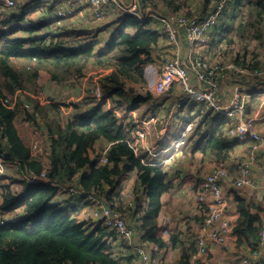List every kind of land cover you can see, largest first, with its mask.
<instances>
[{"label": "trees", "instance_id": "obj_1", "mask_svg": "<svg viewBox=\"0 0 264 264\" xmlns=\"http://www.w3.org/2000/svg\"><path fill=\"white\" fill-rule=\"evenodd\" d=\"M187 1L143 0L142 7H156L162 4L166 8H171L173 12H181ZM243 1L245 9L242 10L233 3V10L230 8L227 12V20L232 21L233 29L234 24L240 19L238 17L247 12L251 16L248 25L259 33L258 25L263 26L264 22V0ZM206 2L207 6L213 3L212 0ZM238 3L240 4V1ZM239 9L242 11L236 15V10ZM230 29L231 27L228 28ZM25 30L30 33L33 31ZM240 30L244 35V30ZM19 32V27H12L0 35V71L11 79L13 85L11 99H7L0 88V154L5 156L6 162L18 164L36 175L45 172L56 185L50 183L28 185L25 180L15 179L14 183L22 182L23 185V191L15 193L10 185L3 186L0 213L10 216L13 215V209L21 207L25 209L27 219L15 224L13 222L0 224V264H123L121 260L127 257L123 255L125 251L117 254V248L123 245L113 246L105 239H113L115 232L106 227H94L80 221L78 217L82 214L80 208L74 209L75 213L72 214L67 213L65 207H58L54 203L57 189L60 185H79L86 191L103 196L111 203L114 201L111 193L117 188L123 169H134L137 177L136 190L145 193L146 204L144 205L142 201L140 203L142 206L136 208L148 206L147 213L142 219L149 235L154 238L151 234L161 208V196L166 190L165 179L169 167L154 163L144 154L135 156L130 142L133 140L131 131L137 124L134 119L128 125L120 124L113 108L105 110L98 105L88 114L78 112L77 109V113L73 115H63L61 103L50 101L45 107L46 105L41 106L32 96L25 95L23 100L31 101L34 106V112H30L29 118L25 121L32 124L44 121L37 116L41 114V117L43 115L47 117L51 113L50 108H54L58 115L61 114L56 119L45 121L47 133L44 138L50 143L45 164L40 158L42 155L36 154L20 135L17 127L18 110L9 105L13 103L12 98L18 92L30 87L36 91L41 71L49 72L51 78L58 81L76 67L74 73L80 78L85 76L86 66L92 61L97 68L107 71L109 70L106 68H111L102 79L105 102L113 98L116 107H124L127 110L124 98L130 91H135V87H130V84H146L145 67L151 64L152 52L160 41V35L146 22L139 21L134 16H130L118 33L109 40L107 50H96L91 42L82 44L85 37L74 32L64 31L50 37L29 38L19 36ZM224 36L225 32L216 38L223 42ZM229 40L232 44L233 39ZM212 44L213 39L211 46ZM213 57L210 58L214 59ZM246 57L240 60V64L257 70L259 62L254 63L253 58ZM12 59L26 61L27 65L21 73L14 71L13 67L7 64ZM136 95L144 98L143 95ZM15 105L20 106L21 102ZM22 112L25 113V110H20L21 114ZM220 118L221 123L210 137L193 152L210 151L217 158L225 159L238 145V141H231L228 137V119L224 116ZM213 121L212 115L208 113L200 120V126L211 124ZM103 140L110 144L107 163L101 161L100 154L95 157L91 153L96 143ZM64 194L68 195L63 192L62 197ZM234 198L239 214L234 228L236 245L245 247L244 249H253L263 229L260 212L264 211V207L261 202H250L238 192H235ZM194 219L201 223L204 216L196 215ZM177 235L175 239L189 245L192 243L187 241L188 236L185 233ZM193 244L195 245V242ZM196 251L195 246L191 253L183 258L181 264H187ZM126 259L129 263L134 262L132 255Z\"/></svg>", "mask_w": 264, "mask_h": 264}, {"label": "built area", "instance_id": "obj_2", "mask_svg": "<svg viewBox=\"0 0 264 264\" xmlns=\"http://www.w3.org/2000/svg\"><path fill=\"white\" fill-rule=\"evenodd\" d=\"M26 1L28 0H0V22H2V19L5 20V11H9L15 8L18 3ZM73 1L76 4L78 3L90 9L94 19L97 21L103 20L109 10L114 7L125 13L122 19L123 23L126 22L130 16L136 17L139 21L146 22L149 27H151V23L154 20L162 23L169 41L168 43L175 45L177 51L174 52L172 57L166 54L162 55L163 61L159 68H157L154 63L148 64L145 67L146 89L148 93L152 92L155 98L162 99V96L170 91L174 85L181 84L185 96L180 106L181 104L189 105V103L198 105L209 104L217 113L222 116H227L228 119L232 121V124L228 128L231 139L238 140L241 144L244 141H248L250 138L258 141V143L261 141V136L257 133L255 124V122L259 121L258 115L260 113L255 112L256 114L253 113L255 114L254 116L253 114L249 115L246 106L248 99L253 96L248 88L250 80L247 79L248 81H246L245 85H237L234 89V92L237 93L234 99L232 98L229 103L222 104L221 99L215 96V88L219 85V78L226 68L222 69V65L218 64L214 59H211L212 56H214V51L210 53L211 58L203 55L208 51L207 48H210L211 39L218 25L231 8L230 5L226 4L227 0H215L210 5L206 16H201L199 14H196L197 16H188L187 14L179 12H170L168 16L152 12L144 13L143 10L145 8L142 7V0ZM45 3L53 7L50 14L51 23L61 25L62 21L77 15V9L63 7L58 0H45ZM30 5L33 6L34 2L30 3ZM181 36L188 42V58L186 59H183L180 55ZM229 66L236 67L235 64H229ZM238 67L245 66L239 65ZM262 68H264V65ZM191 69L199 80L198 87L192 84ZM248 71L251 73L249 69ZM254 75H256L255 77L258 79H263L264 77V73L261 71L259 73L258 70H255ZM254 81L256 80H252L251 82ZM95 91L92 97H98L97 100H102L100 96L104 95H102L100 88H96ZM243 91H246L247 95H243ZM159 107L160 106L155 109ZM115 110L116 109H114V113L119 123L127 125L124 118L130 115L128 109H124L122 114L116 113ZM234 120H238L235 125L233 123ZM191 129L192 124H188L184 131L185 134L176 140L177 142L174 146L167 149L160 148L154 150L151 153L150 160L158 165L169 166L168 164H171L174 155L185 144L183 140ZM133 132V140L130 142V146L135 156L138 157L144 154V147L140 144L144 133L143 130H137L135 133ZM37 146L38 145L35 144L34 148H37ZM109 148L110 145L106 146L99 153L103 163L108 162L107 154ZM257 148V145H253L251 151H256ZM252 161H254L253 156H251L249 160H241L237 163L236 167L231 169L232 171L226 166L216 167L202 182L198 194V207H200V212L203 211L207 213L203 221L199 224L197 234H195L197 251L187 264H210L208 260V256L210 255L209 241L219 246H224L229 239L236 238L234 223L228 208L229 194L224 190L222 182L230 178L232 173H236L242 175V178L237 181L234 180L232 182L233 187H253L255 182L251 179L252 167L249 168L250 162ZM2 162H6L5 156L0 154V163ZM26 170L28 171V179L26 180L28 185H39L51 182L45 172L36 175L30 170ZM51 183L56 185L53 182ZM58 190L62 191L60 193L61 197L63 192L68 193L65 203L60 204V208L65 207L68 213H73L74 209H77V205L80 204L79 199H84L85 201L83 203H85L88 208L83 212H86L87 215L85 219L79 220L85 222L90 218L94 226L106 227L114 231L115 237L113 239H105L112 244L116 241L117 245L113 244V246L123 245L122 248L119 249V252L125 251L127 247L133 249L132 256L134 257V263L165 264V260L157 255L154 248H146L144 245H139L135 242V228L127 215L117 208L118 204L115 198L114 201L108 203L105 199L98 197L96 193L84 192V189L74 184L68 186L60 185ZM68 198L69 200H67ZM69 206H74V208L72 209ZM69 210L71 211L69 212ZM7 220V218L3 219L0 217L1 223H6ZM182 230V227L181 229L179 228L178 232H181L177 234H187L189 231L191 232L189 227H187V231L185 232H182ZM237 258L240 264L264 263V226L256 247L240 252Z\"/></svg>", "mask_w": 264, "mask_h": 264}, {"label": "rangeland", "instance_id": "obj_3", "mask_svg": "<svg viewBox=\"0 0 264 264\" xmlns=\"http://www.w3.org/2000/svg\"><path fill=\"white\" fill-rule=\"evenodd\" d=\"M181 2H186L187 0H179ZM192 1V5H196L199 8V3L205 0H191ZM213 2L215 0H212ZM240 1V4L237 2ZM243 0H227L226 4L231 6V9L233 10L232 6L233 3H236V5L240 8H242V10H244V5L242 4ZM143 2V0H142ZM244 2V1H243ZM78 4V3H77ZM79 5V4H78ZM81 6V5H80ZM159 9H158V8ZM168 12V13H163L162 11ZM241 9L236 10V15L242 11ZM238 11V12H237ZM144 13L147 12H152L155 14H160V15H167L171 11H166V9L163 7V5H158L156 7H146L143 10ZM179 13L182 14H186L185 11H181ZM227 15V13L225 14V16ZM249 17L250 14L245 12L243 14L240 15V18L238 20L237 26L240 29H246L244 30L245 35L250 33L253 34L254 37H250L249 35L247 36L248 39L253 40L254 45L249 47V52L250 51H255V52H259L260 54L255 56L253 58L254 63L259 62L258 68H256L258 70V72L260 73V71L262 73H264V68H262V66L264 65V43L261 44V41H264V34L263 31L264 29L262 28L263 26L258 25L260 34H261V38L256 37L255 35L258 33L253 27H251L250 25H248L249 23H247L249 21ZM19 22V23H18ZM21 22H24V24H20ZM243 27H241V26ZM246 25V26H244ZM257 26V25H256ZM12 27H19L20 28V32H19V36L24 37V38H29L30 36H33L34 34L27 32L25 29H32L34 26L32 24V22H30V19L25 18L24 21H18V20H5L2 19V22H0V35H2L3 33L9 31ZM257 29V28H256ZM258 30V29H257ZM237 46V40L235 42V44L232 46H228L226 47L222 42L219 45V47L222 49H225L226 53L224 56H221V52L220 50L216 49L214 50V60L222 65V69H225L224 72L221 74V77L219 78V80L222 78L224 80H228L227 78V73L231 72V77L234 80H238L239 77L244 78L245 80L249 79L251 77V79H255L256 75H254L255 70L254 69H250L249 66H245V67H230L229 64H234L233 60H232V51L236 48ZM238 50V49H237ZM236 50V51H237ZM262 53V54H261ZM203 55H206L205 53ZM207 56V55H206ZM209 57V56H207ZM243 57V56H242ZM252 57V56H251ZM249 55V58H251ZM244 60V57L243 59ZM7 64L13 69L14 71H19V73H21L24 69V67L27 65L26 61L24 60H16V59H12L9 60L7 62ZM76 69V67L72 68L71 70H69L68 74L62 76L58 81L53 80L51 78V75L49 72H46L45 70L41 71L40 73V77L37 79L38 83L36 86V91L30 87V89H27L25 91H20L17 93V95H15V97L12 98L13 103H11L9 105V107H12L13 109H17L18 110V117H17V127L19 130L20 135L22 136V138L25 140L26 144L29 145L33 151L37 150L35 153L40 156L41 159H43V162L46 164V152L45 150L47 149L46 146V139L44 138L45 133H47V129H46V122L47 120H52L53 118H57L60 117V115L57 114V111L54 108H50L49 109V113L48 116L46 117V115H43L41 117V114H39V116H37V118H41V120L44 121H40L38 123H34L32 124L31 122H27L25 121V119L29 118V113L34 112V106L32 105V102L27 100V102H25L23 99H25V95H29L30 97L32 96L35 100H38L41 106L46 105L45 107H47V104L50 103V101H55L57 103H61L63 105L62 107V114H71L73 115L74 113H77V109L78 112H88V111H92L95 107H97L98 105L102 108V109H108V108H113L116 109L115 112L122 114L124 112V107H116V103H114V100L112 98L111 99H107V102H105V96H100V98L102 100H97L98 97L93 98L92 95L93 93H95V89L96 88H100L102 95H104L103 90H102V79L103 77L111 70L110 67L106 68L107 70L101 69V68H97L94 66V63L91 61L87 64L86 69H85V76L84 77H80L77 78V75H75L74 70ZM248 69L251 71V73H249ZM220 75V74H219ZM253 77V78H252ZM263 77V76H262ZM264 79V77H263ZM199 81V80H197ZM221 83V82H219ZM218 83V84H219ZM225 83L223 86H220L221 84L217 85V88H215V96L219 97V99H221V103L222 104H226L228 103V100L232 98L234 99L235 95L237 94L236 92H233V88L231 86V84H229L228 82H223ZM192 84H193V80H192ZM134 86L135 87V94L138 95H143V96H148V100L147 103H149L150 98L153 97L154 95L153 93H148L147 89H146V84L144 85V83H139V84H130V87ZM0 88L3 91L4 96L7 99H11V97L13 96L12 93V88L13 85L11 83V79H9L8 77H6V75L0 71ZM94 91V92H93ZM171 91V92H170ZM170 91H168L165 95L162 96L163 98V102L161 104V106L158 109H153L149 112H147L146 114H144L142 117H140V113L135 116L132 117L130 115H127L125 117V122L128 125V123L130 121H132V119L134 118L135 123L137 124L136 127H134L133 129V133H135L137 130H143L144 136L142 137V140L140 142L141 146L144 147L143 148V153L144 155L148 156V158H151V153L158 149L156 147V143L157 141L160 142H167L169 140L173 139V134H171L172 130H175L177 128V125H179L180 121L181 123H185L187 121V118H189L188 120H190V123L187 121V125L188 124H192V128L188 134L185 136L184 138V143L188 140L187 144L183 147L184 149H179L178 152L174 155L173 157V161L171 162V164H168L170 167V165L172 164H176V166L178 165L179 168H183L184 171L186 172L184 176V178L182 179V183L183 185L177 184V187H172L173 189L175 188V196H176V201L179 203V207H176V209L179 211L181 210V214L183 215V220L181 222V227L182 229L185 231H187V227H189L191 229V232L188 234V236H192L191 238H193L194 242H195V234H197L198 232V228H199V222L197 220L194 219V216L200 215V216H205V214L207 212H203V211H199V203H198V192L200 189L201 183L204 181V179L207 177V175L209 173L212 172V170L217 167V166H221V165H217V164H213L212 162H210L208 160L207 155H203L200 152L197 153L194 157H192L193 153V146L196 143V140L198 139V136L200 135V133L202 131H204L207 126H203L202 128H200L197 130L196 127H198L199 125V121L200 119L203 117V113H207L208 111H210V113H212V115H214V109L211 108V106L209 104L205 105V107L202 108H195V106H186V104H181V106L179 108L177 107H173L171 104V99L170 96H175V95H181V93L175 92L176 90L173 88ZM221 93V95H219L218 93ZM246 91H243L242 94L243 95H247ZM172 94V95H171ZM256 96H262L263 98H259L258 102L254 103V106L252 105L253 110L257 112H259L260 114L258 115V120H262L264 119V112L262 111V107L264 106V93L260 94H254L251 98L248 99L247 105L252 103L253 97ZM238 97V96H236ZM20 106H16V103H20ZM25 102V103H24ZM60 104V106H61ZM49 105V104H48ZM259 106V108H257ZM52 107V105H51ZM175 110H174V109ZM194 108V109H193ZM20 110H25V113L22 112V114L20 113ZM27 110V111H26ZM43 111H46V109H43ZM255 113V114H256ZM36 114V113H35ZM57 116H55V115ZM253 114V116L255 115ZM116 116V115H115ZM117 117V116H116ZM228 119L227 116H224ZM184 120V121H183ZM46 121V122H45ZM193 123H192V122ZM229 123L227 124V129L230 127V125L232 124V121H230L228 119ZM234 122V121H233ZM261 124V132L264 134V122L260 121ZM186 125V126H187ZM259 129V130H260ZM263 129V131H262ZM131 132V133H132ZM185 133H182V135H184ZM227 134L228 137L231 139L229 132L227 130ZM181 135V136H182ZM261 136V135H260ZM264 135L261 136V140H263V144H264ZM234 141H238V140H234ZM173 141H171V143H173ZM238 143H240L238 141ZM35 144H37V148L35 147ZM108 146L110 144H108L106 141H101L98 142L97 145L95 146L96 148H94L93 150V154H95L97 151L101 152L102 149H104L105 146ZM241 144V143H240ZM138 145V144H137ZM264 145L261 146V148L263 149ZM242 155H244L246 157V159H250L251 156L254 157V161L250 162V167H256V165H259V167L257 168V177L259 178H264V166H262L261 163L264 164V151H259L256 152L255 151H251V147L250 144L247 145H236L233 149V153L232 156L230 157V159L227 162V166H233L232 164L236 158L241 157ZM190 160V162L187 161ZM206 159V160H205ZM258 160V161H257ZM259 160L261 162H259ZM257 162V164H256ZM187 164L186 170H185V164ZM191 163V164H190ZM184 164V165H183ZM224 164V163H223ZM226 164V163H225ZM224 166V165H223ZM233 167H228L229 169H233ZM236 167V166H235ZM174 171V170H173ZM252 171V170H251ZM28 171L25 168H20L18 166V164H13V163H9V162H2L0 163V205L3 202V197H2V193H3V186L4 185H10L11 189L13 191V193L15 192H20L22 189V182L20 183H14L13 180L15 179H22V180H27L28 179ZM172 175H178L177 172H172ZM135 176L132 178V180L127 183V185L124 186L123 189L120 188V190L118 191V201H117V208L122 212L125 213L127 215V217L130 219L132 218V214L130 212H133L134 209L137 206H140L143 201L144 203V198H145V193H140L136 190L133 189V185H134V180ZM242 178V175H238L236 173H232L230 178L225 179L222 184H223V188L224 190H226V192L229 194V198H228V204L229 207H233L234 202H233V198H234V192L237 191L239 194H241V196H248V198H250L249 196V190H246L245 188H241V189H233V188H228L232 187L233 185V181L234 180H239ZM131 179V178H130ZM134 180V181H133ZM180 181V180H178ZM179 183V182H178ZM188 184V186L185 188L183 187L184 184ZM121 186V184L119 185ZM184 190H187L188 192L186 193ZM59 193H61V190H58ZM84 192H89V191H84ZM172 192V191H171ZM261 192V191H259ZM191 193V202L185 207V203H187V197L186 194ZM171 194V193H170ZM58 195V193H57ZM167 195V194H166ZM255 195H262V194H255ZM139 197V198H138ZM58 200V199H57ZM138 200L140 203H138ZM58 201H62V200H58ZM148 200H146L147 202ZM145 204V203H144ZM142 206V205H141ZM1 207V206H0ZM1 210V209H0ZM174 210V209H173ZM71 210H69L70 212ZM184 211V212H183ZM1 212V211H0ZM21 212V211H20ZM20 212L18 214H20ZM68 213V212H67ZM75 213V212H74ZM72 213V214H74ZM131 214V216H130ZM238 214V211H237ZM86 212H82V214L80 216H78L80 219H85L86 218ZM239 216V214H238ZM77 217V214H76ZM89 218V217H88ZM232 218V215H231ZM233 221V219H232ZM15 223V222H14ZM85 223H88L90 226H94L92 220L89 218L87 221H85ZM234 223V228L236 226V222L233 221ZM262 234V231H261ZM260 234V236H261ZM259 236V238H260ZM192 240V239H190ZM235 244V245H234ZM236 238L234 239H229L228 242L226 243V245H224V247H228L231 248L233 247V249H235V251H237V257L240 254V252L244 251V248H236ZM238 249V250H237ZM116 257V256H114ZM238 259V258H237ZM239 260V259H238ZM129 264H136L132 261H130ZM165 264H174L172 263V261L170 260H166Z\"/></svg>", "mask_w": 264, "mask_h": 264}, {"label": "crops", "instance_id": "obj_4", "mask_svg": "<svg viewBox=\"0 0 264 264\" xmlns=\"http://www.w3.org/2000/svg\"><path fill=\"white\" fill-rule=\"evenodd\" d=\"M58 1L63 7H72V8L77 9V15L75 17L68 18V19L62 21L61 25L50 22V14H51V10H53L52 9L53 7L51 5L45 3V0H28L26 2L18 3L15 8L4 12L5 13V20H18V21L22 20V21H24L25 18L30 19V22H32V24L34 26L32 28L33 31L31 32L34 35L30 36V37H37V36H48V37H50L52 35L61 34L64 31L72 32V33L74 32L77 35H83L85 37V40H83L82 44H85L87 42H89V43L91 42L95 46L96 50H107L109 40L114 35H116L118 33L119 29L122 27V24H123L122 19L124 17L123 15L125 13L119 9L112 7L103 20L97 21L94 19V16L92 15L91 10L88 9L86 6H80V5L76 4L73 0H58ZM32 2H34L33 6L30 5V3H32ZM209 7L210 6H207L206 0L203 2L201 1L199 3V8L196 5L195 6L192 5L191 0H188L186 6L183 7V12L185 11V13H187L188 16H197L196 14H199L201 16H206ZM164 8L166 9V11L172 10L169 7L168 8L164 7ZM162 12L168 13L165 11H162ZM20 24L22 25V24H24V22H21ZM232 25H233L232 21H228L227 16H225V18L218 25V27L215 31V34L212 37V39H213L212 46L210 45V48L209 49L207 48L208 51H206L205 54L210 57V53L213 52L214 50L218 49V50H221V56L225 55V53H226L225 49H222V47L221 48L219 47V45L221 44L222 41H220L219 38H216V36L220 35L221 32L223 34L225 32V36H224L225 38L222 42L225 44V46L227 45L226 41H228L229 39H233V43H232L233 45L235 44V42L237 40V46L232 51V56H233L232 60H233V63L236 66H238V65H241L240 60L243 59V57L247 56L249 58V55H250V57L252 56L251 58H254L255 56L259 55L260 53L255 52V51L249 52V50H248L250 46L254 45L255 41L253 42V40L248 39L247 36L249 35L250 37H254V35L250 34V33L243 35V31L238 29L237 23L234 24L233 29H232ZM262 25H263L262 28L264 29V22L262 23ZM230 27H231V29L228 30V28H230ZM151 29L159 33L160 41H159L158 45L156 46V48L152 52V58L153 59L150 63L156 64L157 68H159V66L162 64V61H163L162 55L166 54V55L172 57L174 52L177 50H176L175 45L168 43L169 41L167 39V35L165 33V28H164V25L162 23H160L157 20H154L151 23ZM263 34H264V31H263ZM255 36L258 38H261L260 32L257 33ZM212 39H211V41H212ZM180 42H181L180 55L183 59H186V58H188V42L186 41V39L183 36L180 37ZM228 43L229 44L227 45V47L232 46V44H230V40L228 41ZM263 43H264V41L263 42L261 41V44H263ZM190 72H191V78L193 80V85L195 87H198L199 81H197L198 79H197L194 71L191 69ZM227 78H228V80H224L221 78L218 81V83L221 82L219 84H221L220 86H223L225 84L223 82L226 81L229 84H231L232 87H234L233 89H235V87L239 84L245 85L246 81L251 79V77L248 80H245L244 78L239 77L238 80H234L231 77V72L227 73ZM252 80H256V81L251 82ZM252 80L249 81V85L247 84L250 93L252 95L257 94V93L263 94L264 93V79H258L256 77L255 79H252ZM173 88L176 90L175 92L180 91L179 93H181V95L170 96L171 104L173 107L175 106V107L179 108L180 103L182 102V100L184 99V96H185L184 89H183V86L181 84H176V85H174ZM233 92H234V90H233ZM218 94L221 95L220 92ZM259 98H263V97L262 96L253 97L252 103L248 104L247 110H248L249 115L256 112L255 110H253L252 105L254 106V103L258 102ZM124 99H125L127 109L130 112V115L132 117L137 116L139 113H140V117H142L144 114L151 111L152 108L155 109L156 107L161 106V104L163 102V98L160 99V98L151 97L149 103H147L148 96H146V97L144 96V98L137 96L134 91H130ZM230 100L231 99L228 100V103L230 102ZM139 103H140V105H137ZM205 105H207V104H205ZM205 105L204 104L198 105L195 103H189V105L186 104V106H195V108H202V107H205ZM257 108H259V106ZM261 109L264 112V106ZM147 110H149V111H147ZM88 113H90V111L83 112V114H88ZM208 113H210V111H208L207 113H203L204 115L200 120H202L206 116V114H208ZM214 113H215L214 115H212V113H210L212 115L214 121L211 124L205 125V126H207V128L204 131H202L200 133V135L198 136V139L196 140V143L193 146V150L195 148H198L201 144H204L205 141L210 137L211 133L216 129L217 125H219L221 123L220 117H223V116L220 115L219 113H217L215 110H214ZM188 119H187V121L190 123V120H188ZM187 121L185 123H183V122L181 123V121H180L179 125H177V128L175 130H172V132H171V134H173L172 140H169L167 142L157 141L156 147L158 149L166 148L168 145L171 144V141L179 139L180 136L182 135V133H184V131L186 129ZM260 121L264 122V119L255 122V124H256L257 133L262 136L264 134L261 132V129H260L261 124H262ZM237 122H238V120H234V122H233L234 125L237 124ZM200 125L201 124L199 121V125H198V127H196L197 130L199 129ZM202 127L203 126H200V128H202ZM262 131H263V129H262ZM188 140H189V138H188ZM230 140L234 141L233 139H230ZM98 142H101V141H98ZM97 143H96V145H97ZM49 144L50 143L47 140L46 141L47 149L45 150L46 153H48V151H49ZM238 144L239 145L250 144V147H252L253 145H257L258 148L255 151L256 154L260 150L264 151V147H263V149L261 148V146L264 145L263 140H261L258 143V141L250 138L248 141H244L242 144H240V143H238ZM105 146H106V144H105ZM94 148H96V147H94ZM181 148L184 149L183 146ZM34 151L36 152L37 150H34ZM199 152H200L199 150H197L196 152H193L194 154L192 155V157H194ZM91 153L93 154V151ZM99 153L100 152L97 151L95 154H93V156L96 157L99 155ZM200 153L203 155L204 154L207 155L208 160L210 162H212L213 164H217V165L222 164L221 166H223V165L225 166V165H227L228 160L232 156L233 151L230 152V154L225 159L217 158V156L210 151L207 153H202V152H200ZM244 159H246V157L244 155H242L241 157L236 158L232 164L235 167L239 161L244 160ZM187 161L190 162V160H188V159H187ZM259 162H261V161L259 160ZM46 163H47V160H46ZM256 164H257V162H256ZM261 164H262V166H264L263 163H261ZM186 167H187V164H185V170H186ZM217 167H220V166H217ZM227 167H233V166L230 165ZM258 167H259V165H256L255 169H254V167L252 168L251 179L255 182V185L253 187H246L245 188L246 190H249L248 194H249L250 198H248V196H244V198H247V200L250 202H261L262 206L264 207V178L257 177L256 173H257ZM214 169L212 170V172L214 171ZM230 171H232V170L230 169ZM172 172L173 173L177 172L178 175L173 176ZM185 173L186 172L184 171V169L179 168V166L178 165L176 166V164L170 165V167L168 169V174H167L166 179H165L166 190L163 193V195L161 196V199H160L161 208H160L159 213L155 219V223H156L155 229L152 231V234H151V235H154V238H152L149 235L148 230L144 227V219H142L147 213L148 206L141 208V209L135 208L133 212H130L132 214V218H130V221H131V224L134 226L135 233H136L135 242L138 243L139 245H141V244L144 245L146 248H154L159 257H161L165 261L168 259V260L172 261V263H174V264H181L184 260L183 258H185L187 255H189L188 253H191L192 249H194L196 246L193 244V242H194L193 239L191 241H189V239H191V237H192V236H188L190 231L186 234V236H188L187 241L192 242L190 245L186 244L184 242H181L178 239H175L178 236L177 233L181 232V231L178 232V230H179V228L181 229V222L183 220V217H182L183 215L181 214V210L178 211L176 209V207H179L178 206L179 203L175 199L176 198L175 188L173 189L172 187L178 188L177 184L183 185L182 179L184 178V176L187 175V174L185 175ZM134 176H135V178H134L135 182L133 185V189L136 190V188H137L136 187V185H137L136 171L132 168H124L122 173H121V176L119 177L120 179H119V184H118L117 188L115 189L114 192L111 193L112 196L118 200V194H119L118 191L120 190V188L123 189L124 186L127 185V183H129ZM178 180H180V181H178ZM120 184H121V186H119ZM187 186H188V184L185 183L183 187L186 188ZM199 186H201V185H199ZM229 186H228V188H233L236 190L241 189V188H235L233 186L232 187H229ZM78 187H79V185H78ZM79 188H81V187H79ZM184 191L186 193L188 192L187 190H184ZM259 191H261V192H259ZM235 192H237V191H235ZM57 193H58V189H57ZM258 193L262 194V195H255ZM198 194H199V192H198ZM97 196L104 199L103 196H100V195H97ZM63 197H61L60 193H59V195H56V197L54 199L55 200L54 203L58 206H60V204H64L65 200H66V195L64 194ZM186 197L188 200H187V203H185V207L191 202V198H192L191 193L186 194ZM57 199L58 200L63 199V200L58 201ZM68 200H69V198H68ZM79 201H80V204L77 205V208H80L81 213H82V211H84L86 208H88V206H84V204H85V203H83L85 201L84 199H79ZM233 202H234L233 207H229V205H228V208H229V212L232 215L233 221L236 222L237 219L239 218V216L237 214L238 210H237V204H236L235 198H233ZM138 203H140V202L138 201ZM144 205H146V204H144ZM20 211L13 212V215L16 216L18 219H27L25 209H21ZM19 212H20V214H18ZM131 214H130V216H131ZM5 216L8 217L9 215H5ZM260 216L262 218V223L264 226V211L260 212ZM94 227H96V226H94ZM182 232H184V230H182ZM183 237H185V236H183ZM113 244L117 245V242L115 241ZM235 247L236 248H242V246H239V245H236ZM121 248L122 247L117 248V250H118L117 254L118 255H119V249H121ZM209 248H210V255L208 256V260H209L210 264H240L239 260L237 259V251H235V249H233V247L228 248V247H224V246H219V245L209 241ZM243 248H245V247H243ZM244 250H247V249H244ZM132 253H133V249H130L127 247L125 249V252L123 255H124V257H125V255H127V257H131ZM127 257H125L121 260L123 264H129V261L126 259Z\"/></svg>", "mask_w": 264, "mask_h": 264}, {"label": "clouds", "instance_id": "obj_5", "mask_svg": "<svg viewBox=\"0 0 264 264\" xmlns=\"http://www.w3.org/2000/svg\"><path fill=\"white\" fill-rule=\"evenodd\" d=\"M123 25V24H122ZM220 34H222L223 35V33L221 32ZM62 107H63V105H61ZM188 119V118H187ZM181 137V136H180ZM176 140H178V139H176ZM176 140H174V142L173 143H171L170 145H168L166 148H163V149H167V148H169V147H171V146H174L175 145V143L177 142ZM156 159V158H155ZM48 183H50V184H52L51 182H47V183H42V184H48ZM40 185V184H39ZM53 185V184H52ZM23 191V189H21V191L20 192H22ZM115 198V197H114ZM116 199V198H115ZM117 200V199H116ZM118 201V200H117ZM59 207V206H58ZM21 209H24V208H21V207H19V208H16V209H13V211L14 212H18V211H20ZM0 217L1 218H7L8 220H7V222L6 223H1L0 222V224H2V225H4V224H7V223H11V222H13V224H15V223H17V222H19V221H21L22 219H18L16 216H14V215H10V216H5V215H3V214H1L0 213ZM15 222V223H14Z\"/></svg>", "mask_w": 264, "mask_h": 264}]
</instances>
